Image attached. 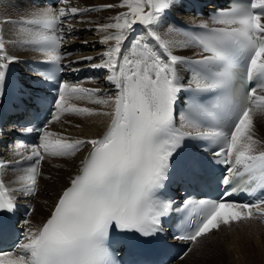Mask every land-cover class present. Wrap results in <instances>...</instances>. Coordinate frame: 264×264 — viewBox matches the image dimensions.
<instances>
[{
  "label": "snow or ice",
  "instance_id": "1",
  "mask_svg": "<svg viewBox=\"0 0 264 264\" xmlns=\"http://www.w3.org/2000/svg\"><path fill=\"white\" fill-rule=\"evenodd\" d=\"M60 3L64 6L58 9L37 4L17 20H0V98L11 66L20 62L9 46L38 53V63L50 67L36 75L55 82L63 71L65 32L72 30L70 23L65 27L66 19L119 7L126 10L97 26L105 33L100 42L114 43L93 65L107 70L115 91L59 81L54 111L44 126L23 129L38 134V143L19 146L30 148V154L18 151L21 159L15 162L0 159L3 239L14 227L5 224L4 215L15 216L18 196L37 194L42 161L74 158L88 148L50 216L36 228L23 219L28 226L23 238L0 249V264H120L122 245L160 237L169 220L175 222L173 238L187 244L178 257L183 260L210 244L222 228L264 222V142L255 138L254 122L257 114L264 116V0H230L194 29L168 21L183 0H119L100 8ZM4 24L17 25V39H6ZM190 49L199 50L198 58L181 54ZM34 100L39 112L45 97ZM179 103L185 107L178 113ZM65 115L106 117L108 122L95 138L49 130L48 124ZM189 141L195 154H190ZM202 163L219 166V196H186L179 202L166 197L175 175ZM8 169L17 173L12 183L4 179ZM236 193L251 198L232 199ZM32 211L25 208L27 215Z\"/></svg>",
  "mask_w": 264,
  "mask_h": 264
},
{
  "label": "bare ground",
  "instance_id": "2",
  "mask_svg": "<svg viewBox=\"0 0 264 264\" xmlns=\"http://www.w3.org/2000/svg\"><path fill=\"white\" fill-rule=\"evenodd\" d=\"M17 1V0H16ZM119 0H71V6L79 8H100L105 4H118ZM78 4V5H77ZM32 8L28 3L15 2L14 0H0V20L11 18L16 20L17 17H21L25 14L26 10ZM126 9H121L119 7L101 11H90L82 13L79 17L72 23L76 26L75 30L83 28L81 31L80 39L88 41L87 43H82L79 49H82L81 53H76L72 57L91 53L93 55L98 54L97 61L101 63V54L114 42H110L109 45L102 44L100 41L105 33L97 31V26L100 24L111 22L110 18L114 17L118 12L125 11ZM179 13L185 14V10L182 7L177 9ZM4 35L6 39L13 40L17 39V25L14 24H4ZM99 50L97 51V48ZM10 54H15L18 56L28 55L30 50L20 47L8 48ZM193 49L187 50L183 53H191ZM108 75L105 69L104 76L92 77L84 81L83 87L87 88H101L104 93L106 90H110L112 85L106 80ZM109 94L111 91L108 92ZM72 103H76L80 106H89L99 108L98 105L88 104L87 101H77L73 100ZM103 121V123H101ZM108 118L106 117H88L81 118L72 115H65L61 118L60 122L50 123L49 129L54 132H60L67 136L73 138H95L97 137L106 127ZM255 138L260 139L264 142V116L258 114L255 119ZM80 127H76V125ZM262 135V136H261ZM88 148L79 152L74 158H50L46 157L43 161V169L41 171L42 175L39 179V189L36 196L33 198L35 203L31 215H29V220L32 222L31 227L36 228L43 219L50 213L51 208L56 201L60 191L69 183L70 177L77 171V166L79 161L85 156ZM7 181H10L12 174H7L5 176ZM48 193L45 195V193ZM28 227V226H27ZM242 229H249L251 231H264V226L256 223L255 221H249L247 223L233 224L231 227L222 228L218 233L215 234L212 240L220 238L216 242H211L206 244V246L200 249H194L193 253H190L183 260H179L175 264H207L203 261L206 259L214 250V244L221 243L220 248L215 249L211 256L216 257V252L223 249V243L227 242L226 237H218L223 233H229L233 231H239ZM224 241V242H223ZM222 264H227L225 258L222 260Z\"/></svg>",
  "mask_w": 264,
  "mask_h": 264
},
{
  "label": "rangeland",
  "instance_id": "3",
  "mask_svg": "<svg viewBox=\"0 0 264 264\" xmlns=\"http://www.w3.org/2000/svg\"><path fill=\"white\" fill-rule=\"evenodd\" d=\"M80 1V0H78ZM258 115V114H257ZM255 119V117H254ZM262 136V135H261ZM48 191L45 193V195ZM218 237H226L223 249L216 252V257L211 256L215 249L220 248L221 243L214 244V250L203 261L207 264H222L225 258L227 264H264V231H251L242 229L229 233H223ZM220 238L212 240L216 242Z\"/></svg>",
  "mask_w": 264,
  "mask_h": 264
}]
</instances>
